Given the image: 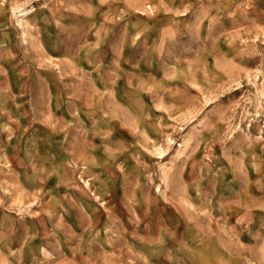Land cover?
<instances>
[{"label":"rangeland","instance_id":"374dc122","mask_svg":"<svg viewBox=\"0 0 264 264\" xmlns=\"http://www.w3.org/2000/svg\"><path fill=\"white\" fill-rule=\"evenodd\" d=\"M170 9L160 62L146 37L120 82L134 10ZM64 138L82 209L40 210L0 170V264H264V0H0V149Z\"/></svg>","mask_w":264,"mask_h":264},{"label":"crops","instance_id":"0c3cea01","mask_svg":"<svg viewBox=\"0 0 264 264\" xmlns=\"http://www.w3.org/2000/svg\"><path fill=\"white\" fill-rule=\"evenodd\" d=\"M154 9L156 8L153 6V10ZM177 15L180 17H185L186 13L179 12L173 14L171 9L160 13L159 10H157L149 16L144 12L134 10V13L131 16L135 17L136 19H146L148 24L144 29L143 27L138 28L136 26L128 28L126 25L125 31L122 32L119 37L120 44L118 45V50L120 53L118 55V60L114 62L116 63L114 67L116 71L123 75L121 79H119L120 82H124V76L125 79L128 76V67L131 66L129 57L130 53L134 48H136L137 43H141V41H143V39L146 37H149L150 39L149 48L156 49L157 51L156 58L154 59L151 57V64H153L154 61L157 63L160 62V58L163 56L169 40L173 39L175 37L174 34L177 33V26L174 20L177 19L175 17ZM127 17L128 16H124L123 18ZM105 36H107V38L111 36V39L116 37V35H114V31L112 30L107 32ZM105 41L108 42V39ZM95 43H93L94 48ZM89 44L91 45V43ZM104 44L105 42H99L97 43L96 47L99 48ZM72 63L73 69H80L77 59H75ZM86 64L90 66L89 63ZM168 80H171V78ZM13 97L15 98L16 95L13 94ZM53 100L55 103V99ZM50 101L52 102V97ZM11 105L15 106L16 104L15 102H12ZM55 111L63 113V109H61V107H56ZM26 116L27 115H23V121H25ZM8 118L10 121L15 122V118H13L11 113L8 115ZM121 128L124 129V127ZM24 141V139H6V143H4L3 146L9 148L2 147V149H0V170H7L9 171L10 176L13 175L15 177V181L13 183L16 187H13L12 192L21 194L23 196L35 195L43 197L39 203L40 210L58 211L62 209H82L75 198L67 196V191L65 192L64 189L65 182L69 183V181L64 182V179L68 177L70 172V165L69 163L65 162V159L63 158L64 155H62V147L65 138L62 140L54 139L49 144L47 140L44 141L43 144L41 143V152L35 156L25 154L21 148L18 149V152L15 151V148H10L12 143L14 146L17 144L20 146L24 145ZM43 194L46 198L43 196ZM77 194H79V192L75 193V197ZM32 199L33 197L29 199L27 198L25 200L29 202ZM78 199H80V197H78L77 200ZM81 200L83 202L86 201L83 198ZM95 200L96 199H94V201ZM27 202L25 203L27 204ZM104 202H106V200ZM252 216L253 213L251 210H245L237 215V217L234 219L235 224L229 229L228 234L231 239H240L241 233L239 232L241 230L248 228L251 229L253 222Z\"/></svg>","mask_w":264,"mask_h":264}]
</instances>
